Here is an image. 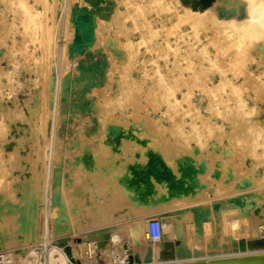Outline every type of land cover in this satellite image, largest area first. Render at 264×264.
Returning <instances> with one entry per match:
<instances>
[{"label": "rangeland", "instance_id": "rangeland-1", "mask_svg": "<svg viewBox=\"0 0 264 264\" xmlns=\"http://www.w3.org/2000/svg\"><path fill=\"white\" fill-rule=\"evenodd\" d=\"M58 1L0 0V75H3L0 76V106L5 110V116L0 114V121L4 119V123L10 122L8 133L18 126L25 128L29 120L27 130L22 135L23 146L30 145L28 150L39 148L38 151L41 153L45 150L44 142L52 136L59 142H68L67 145L72 142V146L68 145L69 158L66 160H72L70 158H73L78 147H74L73 144L81 141L85 146L96 148L93 150V157L98 169L104 168L108 158H111L114 164L112 170L118 174V178L117 174L115 176L118 181L121 179L125 181V174L128 173L129 181L132 183L135 181L134 171L138 174L142 173L141 170L144 173L148 172L147 158L163 157L162 159L171 161H168V164L172 168L164 172L162 185L160 184V188H164L163 195L170 184L172 187L174 182H180V178L186 174L187 170L185 172L181 169L185 158L188 155L196 157L205 161L208 165L207 171L212 172V174L207 172L210 173V176L207 175L209 179L207 187H210L212 192L201 197L200 204L210 209L216 205L217 210L211 209V213L219 222H229L234 218L235 213L229 210L228 200L244 195L248 186L264 195V129H262L264 115L260 117L261 119L254 115L249 116L250 109L258 110L260 113L259 109L264 108V53L257 50V45L264 43V28L248 24L244 14L248 0L247 2L241 0L234 9L238 11V15L234 14V17L230 13L225 14L227 17L223 14L224 9L230 11L231 5H226L221 0H207L203 5L202 0H66L69 8L68 21L71 24L84 11L92 12L94 2L109 9L110 14L107 20L101 21V25L99 21L93 23L92 41L88 43L87 49L77 51L74 63L79 65L77 60L80 59V66H83L84 61L91 58L90 61L93 62L91 64H94L95 60L97 62L100 58L106 57V50L103 51L101 48L103 41L110 37H113L117 51L120 50L118 52L120 57L118 56L114 62H109L111 65L107 62V67L101 65L104 67L103 71L86 77L80 76L79 68L71 70L72 85H69L68 92L63 93L66 99H63L65 102H62V107L53 105L56 109L45 110L43 107L37 111V104H41V101L35 103V93L40 97L42 92H46L48 77L45 73L49 68L50 57L43 58L42 47L36 45L34 50L33 45L25 43L22 36L25 27L21 21L20 6L24 4L35 9L39 19L44 20L52 13L55 17L62 13ZM252 1L264 4V0ZM5 49L6 55L2 56L1 51ZM30 54L34 60H31ZM67 74L69 75V72ZM78 77H82V80ZM15 81L20 82L19 90H24L27 99L32 97V100L20 101L22 121L14 119L13 116L17 113L16 103L10 102L13 94L9 93L18 91L14 86ZM113 81H116V85ZM91 82L93 84H90ZM112 86H116L115 90L113 94H109L108 90ZM30 91L34 93L31 95ZM83 96L89 99L91 111L81 113L80 109L72 107L66 110L67 105H74L75 99ZM28 106L33 108L28 109ZM60 108H64L65 111ZM55 110L56 117L63 115L57 119L58 122L53 123L50 111ZM6 112H9L11 119H7ZM98 117L101 121L95 120ZM255 117L261 121L256 123ZM111 121L117 124L112 153L104 142L106 136L104 126L110 125ZM261 129L263 133L260 132ZM32 138L35 139V143ZM194 149L197 154L194 153ZM224 149L229 150L230 154H225ZM29 155V159L24 160L28 153L27 150H22L21 167L13 172L21 178L24 177L21 184L24 187L28 186V178L34 177L36 180L41 178L39 171L42 162L39 161L42 157L39 158V154L32 151ZM179 155H182L183 159ZM145 158L147 162H142L146 165L142 166L141 160ZM175 158L180 162L182 159V162H177ZM27 161L37 166L36 171H31L30 165L25 169ZM137 161L141 162V167ZM253 167L260 173L256 182H252L251 179ZM229 172L231 178L226 184L225 179L230 175ZM173 173L174 175L176 173L175 176L183 174L175 179ZM129 175L134 177L130 178ZM171 178H174V182ZM240 181L242 185L239 184ZM243 182L246 184L243 185ZM119 183L118 186H121ZM237 185H241L239 189ZM147 196L146 200L149 201L150 194ZM171 198L173 200L174 197ZM171 205L173 207V204ZM116 207L119 210H126L123 200H119ZM220 207L224 210L222 211ZM170 211L172 212L171 208ZM121 218L125 221L127 218L135 217L130 214L127 218L125 216ZM262 230L258 231L259 235L255 240L259 247L264 245ZM232 233L234 239H241V233L237 231ZM127 237V232H124L121 236L123 244L128 241ZM76 238L72 236L67 243L69 247L73 246V250L78 254L79 240ZM51 248L50 245L43 248L45 261ZM236 251L227 249L224 252Z\"/></svg>", "mask_w": 264, "mask_h": 264}, {"label": "bare ground", "instance_id": "bare-ground-1", "mask_svg": "<svg viewBox=\"0 0 264 264\" xmlns=\"http://www.w3.org/2000/svg\"><path fill=\"white\" fill-rule=\"evenodd\" d=\"M202 1L203 5L207 0ZM221 1L226 5H231L230 11L223 10L224 15L228 13L232 14L233 17L234 14L238 15V11L234 9L241 3V0ZM245 1L247 2V0ZM247 4L248 7L244 14L248 24L264 28V4L255 3L252 0H248ZM67 5L66 0H61V2L59 0L58 7L62 13L57 17L52 13L44 20L39 19L38 12L35 9L26 7L24 4L20 6L21 21L25 27L22 35L25 43L33 45L34 50L36 45L39 48L42 47L43 58L50 57L48 60L50 61L49 68L45 73L48 77L46 79V92H42L40 97L37 93H35L36 97L33 96V98L35 97V103L41 101V104H37L38 110L36 108L35 111H40L43 107L47 110H53L56 109L53 108V105L57 107L65 102L66 97L63 93L68 92L69 85H72L71 70L79 68L78 70L81 71L80 76L86 77L87 75L96 74L97 71H103L109 62L116 61L119 56L118 52L120 50L117 51L118 48L114 43V39L110 37L103 41L104 44L102 43L101 49L106 50V57L100 58L97 62L95 60L94 64H91L90 58L84 61L83 66H80L81 60L78 59L79 65L75 64L74 57L77 51L87 49L88 43L92 41L91 27L93 23L99 21L101 25V21L107 20L110 14L109 9L94 2L92 4L93 9L91 8L92 12L84 11L71 24L68 21L69 8H67ZM190 8L192 9V7ZM53 11H55V8ZM257 50L264 53V43L258 44ZM1 55H6V49L1 51ZM30 58L34 60V57L31 56ZM101 65L104 67H101ZM67 72H69V75ZM78 79L82 80V77H78ZM113 83L116 85V81H113ZM14 86L18 88V91L8 92L10 95L13 94L10 102L16 103L15 111L17 110V113L13 117L16 121H22L20 101L25 102L27 96L24 90H19V81H15ZM115 87L112 86L108 93L113 94ZM33 93L31 92V95ZM51 95H53L52 98ZM30 99L32 100V97ZM89 104V99L83 96L80 99H75L74 105H67L66 110H69L68 107H72V109H80L81 113L82 111H91ZM3 107L5 108V106ZM29 108L32 109L33 107L28 106ZM11 111L10 113H12ZM70 111L67 112L70 113ZM250 111V117L254 115L260 118L264 115V108L259 109L260 113L254 109H250ZM50 112L53 123L63 115L56 117V110L53 111L54 113ZM50 112H48L49 115ZM1 113L5 116V110L0 106ZM59 114L58 110L57 115ZM6 115H8V120L11 119L9 112H6ZM260 119L256 118L255 122L259 123ZM263 119L264 117H262ZM95 120L101 121L99 117ZM111 122H109L110 125L105 124L106 126H104L106 129L104 142L109 152L112 153L114 152L113 141L116 140L113 136H115L117 124H115V121ZM100 123L102 124V122ZM9 124L10 122L4 123V119L0 121V257L10 260L12 264H94L90 261L93 250L99 252V258L104 264H171L264 253V245L259 247L255 241L259 235L258 231L264 229V195L253 191L248 186L246 193H243L244 195L235 196L228 200L229 210L235 213L234 218H230L229 222L215 220L211 209L216 211L217 206H211L210 209V207L205 208L200 204L201 197H205L209 192H212L211 188L207 187L209 182L207 175L212 174V172L207 171L208 168L206 167L208 165L205 161L194 157L197 154L196 149H194L195 154L192 151L194 158L190 155L187 158L188 156L186 157L184 154L187 160L185 158L182 168L180 167L185 172L187 170L182 179L180 178L182 181L186 175L184 181L174 182V178H171L174 183L172 187H170L171 184L169 185L168 190L165 187L167 192L165 191L166 193L163 195L164 188L161 187V190L160 184L164 179V172L172 169L170 168L171 165L168 164V161H170L168 159L149 157L147 158L148 165L145 163L143 165V162H147L145 158L141 162L143 161L142 166L146 165L148 167L147 173H144L143 170H141V174L134 171L135 181L132 183L129 181L128 173L125 174V181L122 179L118 181L115 179L117 173L112 170L114 164L111 162V158H108L107 165L104 168L98 169V164L95 157H93V150L96 148L93 149L88 145H83L84 143H81V141H77L73 144L74 147L78 146L75 149L77 152H74L73 158L70 156L72 160H66L67 157L69 158L67 156L68 142H59L52 136L44 142L43 147L45 150L41 153L38 151L39 148L35 149L33 146L31 147L34 149L28 150L30 145L23 146L21 140L23 139V133L27 130L29 120L26 122V129L18 126L12 129L11 133L10 131L8 133ZM262 129L264 128L262 127ZM262 129L260 130L261 133H263ZM31 140L35 143V139L32 138ZM217 148L219 147L217 146ZM22 150H27L28 153V157L24 160L29 159L31 151L39 154V158L42 157L39 161L42 162V168L39 171L41 172V178L39 180L34 177L28 178V186L26 187L21 185L24 177L21 178L17 173H13L14 170H19L21 167ZM228 152L229 150H226L225 154ZM181 156L180 158H182ZM69 162L73 163L70 164ZM141 162L137 161L139 165L135 164L141 167ZM35 164H37V160ZM35 164H29L27 161L25 169L30 165V167L32 166L31 171H34L37 168ZM176 168L179 169L178 166ZM207 172L210 173L207 174ZM252 172V182H256L260 173L254 167ZM168 174H170V177L172 176L170 172ZM180 174H178L179 177L182 175ZM175 175L176 179L178 175ZM132 176L129 175L130 178L134 177ZM227 176V179H225L226 184L231 178V173ZM167 177L169 178V176ZM244 182L243 185L246 184ZM117 183L121 186L119 185V187ZM239 184L242 185V182L240 181ZM146 194L148 196L150 194L151 201L146 200ZM171 197H174L173 200ZM119 200L124 201L126 210L117 209L116 204ZM171 204H173V207H171ZM226 205L228 204L226 203ZM170 208L172 209L171 213L169 212ZM220 208L222 210V207ZM130 214H133L135 218L128 219L127 217ZM123 216L127 220L123 221L124 219L121 218ZM153 218H157L160 222L161 236L157 242L149 243L146 231L148 222ZM234 231L241 233V239L236 240L233 238L234 236L232 237ZM124 232H127L128 235L126 244L121 241ZM72 236L77 237L76 239L79 240L78 254L73 250V246H68L69 243L67 242ZM46 245H50L52 248L48 252V259L45 261L43 248ZM227 249L237 251L224 252Z\"/></svg>", "mask_w": 264, "mask_h": 264}, {"label": "water", "instance_id": "water-1", "mask_svg": "<svg viewBox=\"0 0 264 264\" xmlns=\"http://www.w3.org/2000/svg\"><path fill=\"white\" fill-rule=\"evenodd\" d=\"M171 264H264V253L231 258L213 259L208 261L198 260Z\"/></svg>", "mask_w": 264, "mask_h": 264}, {"label": "built area", "instance_id": "built-area-1", "mask_svg": "<svg viewBox=\"0 0 264 264\" xmlns=\"http://www.w3.org/2000/svg\"><path fill=\"white\" fill-rule=\"evenodd\" d=\"M261 233L264 238V230H262ZM146 235L147 241L149 243H155L158 241L159 237L161 236L160 222L158 220L152 219L148 222ZM99 257V252L97 250H93L90 261H92L94 264H104ZM0 264H12V262L10 260L4 259L3 257H0Z\"/></svg>", "mask_w": 264, "mask_h": 264}]
</instances>
